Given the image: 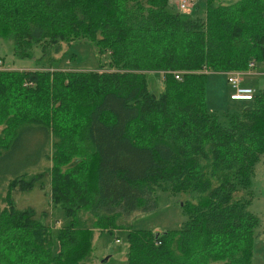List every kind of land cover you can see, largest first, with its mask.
<instances>
[{
    "label": "trees",
    "instance_id": "trees-1",
    "mask_svg": "<svg viewBox=\"0 0 264 264\" xmlns=\"http://www.w3.org/2000/svg\"><path fill=\"white\" fill-rule=\"evenodd\" d=\"M205 2L201 18L168 0H0V36L17 56L40 44L51 62L82 38L108 52L97 69H0V264H88L95 233L119 227L127 264H252L259 218L243 191L264 154V87L219 118L205 79L264 61V0ZM146 71H162L158 94ZM45 174L68 218L57 249L50 225L10 195ZM159 188L189 190L183 224L130 227Z\"/></svg>",
    "mask_w": 264,
    "mask_h": 264
},
{
    "label": "rangeland",
    "instance_id": "rangeland-1",
    "mask_svg": "<svg viewBox=\"0 0 264 264\" xmlns=\"http://www.w3.org/2000/svg\"><path fill=\"white\" fill-rule=\"evenodd\" d=\"M176 2L177 0H168L173 10L178 11L183 17H204L205 0H194V5L185 8H180ZM65 46L64 44L63 48ZM41 54L40 44H34L29 56H17L13 49L12 39L0 36V57L2 58L3 68L5 66H10L12 69L19 67L31 68L45 62L52 68L62 69H97L102 66V63L105 64L104 66L108 65V52H98L96 46L84 38L66 46L62 52L57 53V57L51 62H47L45 58L40 57ZM254 61L255 66L251 71L255 73L245 75L244 82L252 85L255 89H260L264 87V61L255 59ZM172 71H179L180 74L183 72L182 70V72L180 70ZM227 72L225 73L227 74ZM225 73L209 71L205 79L207 106L214 110L219 118H223L224 112L239 110L248 105L243 100H231L229 97L231 85L227 81ZM145 75L148 88L158 94L163 87L162 71H146ZM5 183H7V180L0 181L1 195L5 192L2 186ZM243 193L250 198L248 209L257 214L259 218L256 226L258 234L253 242L252 264H264V154L256 163L253 173L249 177V187L245 188ZM10 195L17 207H31L38 219L43 218L44 222L50 225L53 231L55 248L57 249L56 230L68 218L62 208L50 202L49 176L45 174L42 178L35 180L27 190L12 189ZM190 196L189 190L172 191L168 188H159L156 191L155 205L147 211H134L131 213L128 217L129 226L154 231L178 228L187 217L182 203ZM3 204L0 199V206ZM88 213L87 211L80 212L83 218H86ZM94 230L97 229L94 228ZM125 234V227H119L112 232L107 229L96 232L93 240V257L88 264H127Z\"/></svg>",
    "mask_w": 264,
    "mask_h": 264
},
{
    "label": "built area",
    "instance_id": "built-area-1",
    "mask_svg": "<svg viewBox=\"0 0 264 264\" xmlns=\"http://www.w3.org/2000/svg\"><path fill=\"white\" fill-rule=\"evenodd\" d=\"M180 8H185L190 5H194V0H177ZM255 65L254 60H250L248 63V67L246 69H235L227 72V80L234 88L233 92L230 93L231 99H251L254 95L255 89L251 86H242L239 84L241 81L243 74L246 70H249L251 67ZM3 68L2 58L0 57V69ZM172 74L176 79L181 78V74L179 71H172Z\"/></svg>",
    "mask_w": 264,
    "mask_h": 264
},
{
    "label": "crops",
    "instance_id": "crops-1",
    "mask_svg": "<svg viewBox=\"0 0 264 264\" xmlns=\"http://www.w3.org/2000/svg\"><path fill=\"white\" fill-rule=\"evenodd\" d=\"M254 66H255V65H254ZM254 66H253V67H254ZM5 67L10 68V66H5ZM5 67H4V68H5ZM253 67H251L249 70H246V71H245V73L243 74V77H242L241 81L239 82L240 85H242V86H251L252 88H254L252 85L246 84V83L244 82V80L246 79V78H244L245 75H247V74H254V73H255V72H252V71H251ZM19 68H21V67H19ZM26 68H30V67H26ZM220 72L225 73L226 71H225V72H224V71H220ZM225 74H226V73H225ZM226 76H227V75H226ZM227 81H228V80H227ZM230 85H231V84H230ZM254 89H255V88H254ZM233 90H234V88H233L232 85H231V91H230V93L233 92ZM255 90H258V89H255ZM229 97H230V94H229ZM231 100H233V99H231Z\"/></svg>",
    "mask_w": 264,
    "mask_h": 264
}]
</instances>
